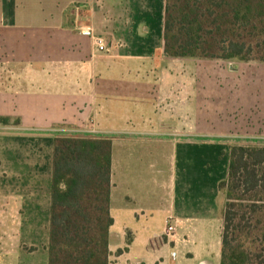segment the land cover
Returning <instances> with one entry per match:
<instances>
[{
    "label": "crops",
    "instance_id": "obj_1",
    "mask_svg": "<svg viewBox=\"0 0 264 264\" xmlns=\"http://www.w3.org/2000/svg\"><path fill=\"white\" fill-rule=\"evenodd\" d=\"M164 2L0 0V116L19 120L0 125V264L37 252L30 239L38 220L49 230L53 140L73 135L111 140L109 264H209L204 246H188L210 219L188 176L193 109L184 99L195 70L163 51ZM225 105L228 160L234 141L264 146V120ZM168 223L175 232L165 239Z\"/></svg>",
    "mask_w": 264,
    "mask_h": 264
},
{
    "label": "trees",
    "instance_id": "obj_2",
    "mask_svg": "<svg viewBox=\"0 0 264 264\" xmlns=\"http://www.w3.org/2000/svg\"><path fill=\"white\" fill-rule=\"evenodd\" d=\"M170 58L264 63V0H165ZM0 116V125H16ZM111 140H53L47 264H109ZM219 264H264V146L229 147ZM34 250V249H31Z\"/></svg>",
    "mask_w": 264,
    "mask_h": 264
},
{
    "label": "rangeland",
    "instance_id": "obj_3",
    "mask_svg": "<svg viewBox=\"0 0 264 264\" xmlns=\"http://www.w3.org/2000/svg\"><path fill=\"white\" fill-rule=\"evenodd\" d=\"M184 60L186 67L195 70L188 76L193 78V91H187L184 99L193 109L192 115L188 113L186 117L188 122L193 123L194 130L192 138L186 143L188 176L192 183L191 193L194 202L201 204L198 214L203 218L207 216L210 218L206 231L188 237V246L194 248L204 246L208 250V263L219 264L220 230L216 227L219 219H215L218 218L215 201L218 198L217 184L226 175L228 160V150L221 144L219 132L225 127H232L231 129L234 127L232 114L228 115V106L225 103H242L248 110L254 111L252 115L254 118L264 120V63L216 59ZM219 69L220 77L216 74ZM250 125L247 122L244 126ZM232 145L256 144L249 142L246 144L243 140L234 141ZM35 224L37 229L34 230L30 244L36 247L37 252L29 253L28 257L23 259L27 260L24 264H47V253L43 244L48 240V225L44 220H38Z\"/></svg>",
    "mask_w": 264,
    "mask_h": 264
},
{
    "label": "built area",
    "instance_id": "obj_4",
    "mask_svg": "<svg viewBox=\"0 0 264 264\" xmlns=\"http://www.w3.org/2000/svg\"><path fill=\"white\" fill-rule=\"evenodd\" d=\"M87 32L90 33L91 31L88 30ZM95 45L97 46V48L103 49L105 47V42L102 38H95ZM92 128L93 127L88 128V131L91 132ZM174 232H175V227L172 224L168 223L163 230L162 237L168 239L173 236Z\"/></svg>",
    "mask_w": 264,
    "mask_h": 264
}]
</instances>
